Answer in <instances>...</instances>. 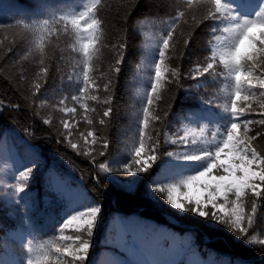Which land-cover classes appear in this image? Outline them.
Instances as JSON below:
<instances>
[{"label": "trees", "instance_id": "obj_1", "mask_svg": "<svg viewBox=\"0 0 264 264\" xmlns=\"http://www.w3.org/2000/svg\"><path fill=\"white\" fill-rule=\"evenodd\" d=\"M252 1L262 4L264 0ZM71 8L75 7L66 0H0V137H11L26 166L32 169L26 192L29 209L22 220L26 219L36 233L51 226L56 209L52 203L45 204L43 197L45 191L49 193L45 173L55 172L81 189L85 200L99 208V220L113 213L150 219L155 226L188 237V251L200 255L207 264H264V246L254 242L264 239V196L244 198V213L253 216L245 236L193 211L178 213L162 193L149 190L161 176L167 123L173 112L192 102L183 87L187 85L188 69L203 58L207 45L206 0H193L191 5L187 0H101L96 12L102 22L96 33L99 40L88 62L89 72L97 78L98 99L90 101L86 109L77 108L82 119L67 136L53 99L40 92L56 86L68 71L84 67L86 58L79 50L82 41L74 30L69 25L68 31H56L64 28L60 18L71 17ZM181 11L183 17H179ZM43 20L50 22L53 32L42 37L38 28ZM173 22L176 26L166 54V83L160 89V99L151 106L145 135V146L157 147L153 153L157 159L148 171L131 175L124 168L129 165L135 172L138 167L134 150L140 143L143 108L151 91L161 40ZM185 40L190 42L185 44ZM5 65L9 67L5 69ZM44 67L47 74L41 72ZM173 69L176 77L171 76ZM105 84L109 85L107 90ZM109 107L111 114L105 117L103 113ZM261 118L254 119L247 133L257 137L253 141L257 151H264V125L258 123ZM88 131L95 133L97 142L72 149L69 139L76 143L81 140L78 136H86ZM101 163L109 171H102ZM166 215L177 224L169 222ZM14 219L0 198V237ZM105 225L98 223L85 264H94L101 250L113 251L107 237L101 235Z\"/></svg>", "mask_w": 264, "mask_h": 264}, {"label": "rangeland", "instance_id": "obj_2", "mask_svg": "<svg viewBox=\"0 0 264 264\" xmlns=\"http://www.w3.org/2000/svg\"><path fill=\"white\" fill-rule=\"evenodd\" d=\"M70 2L75 7L68 12L69 16H72L84 11L89 0H66V3ZM236 7H230L229 11L237 20L253 19L259 12L264 10V1L261 5H257L252 1L245 0ZM228 25L227 15L221 19H207L206 21L205 37H207V45L203 49L204 56L202 59L196 60L188 69L187 85L183 87L192 102L173 112L167 123L163 134L164 158L160 167L161 176L149 187L150 191L155 190L157 185L178 183L207 167L208 159L190 160L187 157L201 156L206 152L214 151L222 142L230 124L233 122V116L226 105L230 107L235 84L223 66L217 64L215 72L205 74L197 79L194 78L198 76L196 69L206 66V60L211 56L212 51H219L222 47L224 37L227 36L224 28ZM113 35L117 36L118 32L114 31ZM154 64L152 62V65ZM8 67L5 65V69ZM82 72L83 69H72L62 77L56 86L49 89L50 91L43 90L40 92L42 96L53 99L54 107L57 108L60 118L63 119V122L68 121L72 125V129L75 128V123L82 119V116H78L79 111L77 108H82L80 105L84 104L85 107L82 109H86L89 102L94 101L90 97L96 96L99 90L96 85L97 78L89 72L95 84L81 97L79 102L71 99V97L79 95L82 89ZM256 74H260L259 70ZM253 83H256V81H253ZM254 91L256 95L250 101L253 105L252 110L245 109L244 116L239 121L241 129L238 135L241 137L244 136V119L254 121V119L261 116V113H264V108H261L256 102L259 99V92L262 90L257 88ZM243 104V101H238V107L243 106ZM67 108H75L76 112L70 114L66 111ZM201 129H203V132H201ZM250 129L251 125H248V133ZM78 137H81V140L76 142L77 145L86 144L89 146V144H92V137H88L87 141L83 138L84 136L79 135ZM181 137H186L187 142H181ZM128 138H130L129 135L126 139ZM194 138L197 140L196 143L191 142ZM147 149L148 147H146V151ZM27 168L26 162L21 158L11 137L2 135L0 137V198L9 207V212L14 215L15 219L0 237V264H27L29 259L36 261L45 255L52 264H57L58 254L54 253L52 245L63 246L65 243H72V241L65 242L59 238L61 235L75 236L79 222H73L61 233L60 229L63 224L73 215L96 206L85 200L81 189L69 185L55 172H47L45 173V176L48 175L45 179V185L49 193L45 191L43 200L45 204H53L56 214L52 218L53 223L49 228L43 227L41 232L36 233L26 222V219L22 220L29 209L26 192L30 184L32 171L29 179L25 182L24 191L18 192L16 190L19 174ZM185 191L186 189L181 186L180 192L174 195H178L179 199L185 203V208L194 207V205L187 204L183 195ZM162 195H164L165 202L169 204L167 192H163ZM193 195H197L196 190L193 191ZM220 202L222 201L218 200V203ZM169 205L178 213L184 211V209H177L174 205ZM203 210L216 211L211 208V205ZM193 212L198 214L197 211ZM99 215L100 213L97 214L91 236H85V238L89 239L91 245V238L98 228V223L106 224L101 235L107 237L113 251L101 250L96 256L94 264H207L200 255L188 251L191 241L188 237H183L178 231H171L164 226H155L152 220H142L136 215L121 217L113 213L111 216L108 215L109 217L100 220ZM166 218L169 222L177 224L173 217L166 215ZM61 259L70 261L71 256L61 257Z\"/></svg>", "mask_w": 264, "mask_h": 264}, {"label": "snow or ice", "instance_id": "obj_3", "mask_svg": "<svg viewBox=\"0 0 264 264\" xmlns=\"http://www.w3.org/2000/svg\"><path fill=\"white\" fill-rule=\"evenodd\" d=\"M191 5L193 0H187ZM208 6L207 19H221L227 15L229 19L228 27L224 28L227 36L224 37L223 45L217 50H213L211 56L206 60V66H201L196 69L198 76L197 79L205 74L215 72L217 64L222 65L227 71L228 75L232 77L235 84V90L230 100V107L226 108L233 116V122L223 138L220 145L212 152H206L201 156L187 157L190 160L208 159L209 163L202 171L195 175L188 176L178 183L157 185L155 191L167 192V201L169 204L174 205L177 209H184L188 211H197L202 217H210L212 219H219L220 223L228 225L233 231L242 233L247 236L249 227L253 223V216L244 213L243 201L245 197L250 200L253 198H260L264 196V151H257L253 141L257 139L256 136H249L248 125L255 123L253 120L244 119L243 128L244 136L238 135L241 129L240 119L244 116L245 109L251 111L252 97L256 95L255 89H260L259 99L256 101L261 108H264V10L259 12L253 19H239L233 17L224 3V0H206ZM101 0H89L84 11L78 15L71 17H61L60 22H63L64 28L57 29L56 31H68L69 25L71 30H74L80 43V52L86 58L83 67V81L82 89L79 95L71 97L72 100L79 102L90 87L95 84L89 73L88 62L92 60L93 49L99 40L96 35L97 30L101 27V21L96 18V12ZM185 13L179 12V17H183ZM175 22L172 27L163 36L159 47V60L155 64V72L153 82L151 84V91L147 96L146 106L143 108V119L141 121L140 129V143L135 148L134 163L138 167L133 172L132 167L127 165L124 172L131 175L146 172L151 167L152 163L157 159L155 153L157 147L154 144L149 145L146 151L145 135L149 127L151 106L154 100L160 99V89L166 81L164 80L167 68L165 67L166 54L168 53L170 41L174 39ZM25 27H29L25 25ZM41 36L51 35L53 32L50 22L43 20L38 28ZM258 31V35H257ZM86 34V36H85ZM190 41L185 40L184 43L188 44ZM40 52L43 54V47H40ZM43 63V59H41ZM119 63V61H117ZM248 65L247 67L245 65ZM259 70V75L256 74ZM46 67L41 69L43 74H47ZM119 71V68H116ZM172 77L177 76L175 69L171 72ZM256 81V83H253ZM174 82V81H172ZM36 89L39 90L40 85L36 84ZM99 86L97 85V88ZM107 90L109 85H104ZM92 100H97V96L90 97ZM238 101H243V106L238 107ZM63 103V101H61ZM107 103V101H105ZM80 107H85L81 104ZM68 113L76 112L75 108H67ZM109 107L104 111L105 117L111 114ZM264 117V113H261ZM158 119V117H154ZM88 123L91 124L92 120L89 119ZM104 123L103 120L100 121ZM259 124L264 125V118L258 121ZM63 128L67 130V136L72 135V125L68 121L63 122ZM203 132V129H201ZM88 137H92V144L97 142L95 133L93 131L87 132L83 138L87 141ZM181 142L186 143V137H181ZM192 143H196L194 138ZM72 149H77V143L68 141ZM104 148L108 145L104 144ZM103 154V152H101ZM142 156L144 157L142 159ZM100 169L104 172L109 171L104 163L99 165ZM31 168H27L19 174V182L16 186L18 192H23L26 186V181L31 175ZM215 172V174H214ZM186 189L183 193L188 205L194 207L185 208V203L178 197L180 187ZM196 190L197 195H193ZM234 197V198H231ZM219 201H222L218 203ZM208 205H211L215 212L206 211ZM252 212H256L255 206L252 207ZM99 213L98 207H92L82 211L69 218L61 227V233L73 224H77V234L75 236L61 235L60 240L72 243H65L63 246L54 244L52 248L54 253L58 254L57 264H85L87 254L89 251V239L92 234V229L95 225L97 214ZM261 246H264V239L254 241ZM31 251V249H29ZM71 256L70 261H64L61 257ZM27 264H52L47 255L43 258H38L36 261L29 259Z\"/></svg>", "mask_w": 264, "mask_h": 264}, {"label": "bare ground", "instance_id": "obj_4", "mask_svg": "<svg viewBox=\"0 0 264 264\" xmlns=\"http://www.w3.org/2000/svg\"><path fill=\"white\" fill-rule=\"evenodd\" d=\"M250 1H252V0H250ZM255 3L257 4L258 2H257V1H255Z\"/></svg>", "mask_w": 264, "mask_h": 264}]
</instances>
